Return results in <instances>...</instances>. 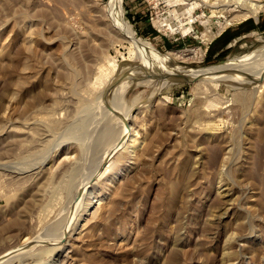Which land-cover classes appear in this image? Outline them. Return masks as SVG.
<instances>
[{
	"label": "rangeland",
	"instance_id": "374dc122",
	"mask_svg": "<svg viewBox=\"0 0 264 264\" xmlns=\"http://www.w3.org/2000/svg\"><path fill=\"white\" fill-rule=\"evenodd\" d=\"M107 3L0 0V254L47 240L3 264H264V74L179 70L263 65L264 0H121L156 72Z\"/></svg>",
	"mask_w": 264,
	"mask_h": 264
},
{
	"label": "bare ground",
	"instance_id": "6f19581e",
	"mask_svg": "<svg viewBox=\"0 0 264 264\" xmlns=\"http://www.w3.org/2000/svg\"><path fill=\"white\" fill-rule=\"evenodd\" d=\"M107 7H108V11H110L111 13H112V16H113V18L115 19V21H116V23H117V28L116 29H118L119 30V32H121V34L124 36V38L125 39H127L129 42H130V46L132 47V49L135 51V53H136V57L140 60V68L138 69V70H140V71H149V72H151V71H155L153 68H154V66H155V64L156 63H158V62H160V61H162V59H163V56H162V54L161 53H159L155 48H154V46L150 43V42H148V41H146V40H144V39H142V38H140V37H138L137 35H136V33H135V31H134V29H133V27L130 25V23H128L126 20H125V18H124V14H123V9H122V5H121V0H108V3H107ZM257 7V6H256ZM253 9V8H252ZM251 12V11H250ZM247 13V12H246ZM247 15V14H246ZM249 15H252V12H251V14H249ZM248 15V16H249ZM112 16H110L111 18H112ZM247 16V17H248ZM242 17H244V15L242 16ZM246 17V16H245ZM113 21V25H114V20H112ZM115 23V24H116ZM160 26H165L166 28H167V30H169V31H173V28H172V26H171V24H169V23H166L165 22V24L163 23V22H161V23H158ZM158 25V26H159ZM159 26V27H160ZM161 28V27H160ZM117 32V31H116ZM123 38V37H122ZM187 52H190V53H193L194 52V50H186ZM178 53H181V51H178V52H176L175 54H178ZM184 53V52H183ZM183 55V54H182ZM261 55V54H260ZM250 56V55H249ZM256 56V54H254V55H252L251 57H255ZM251 57L249 58H247L246 56H245V54L244 53H240V54H237V55H234V56H232L231 58H229V61H226V62H222V63H219V64H217V65H214V66H210V67H206V68H201V69H185V68H181V69H179L180 70V73L181 74H183V75H190L191 74V78L192 77H194L192 80H195L196 78H198V76H200V77H204V78H206L205 77V75H210L212 78H214L215 80H220L219 78H218V75H221L222 73H224V72H226L227 74H233L234 76H236V77H234L233 79H234V81H232L233 83L232 84H237V85H243V83L246 81L245 80V78L244 77H250V78H252V79H256L257 80V78H260V77H262L263 76V74H264V64L262 65V63H261V61H260V57L259 58H254V59H258V62L256 63V64H254L253 63V65H252V63H251V60L253 59H251ZM257 57H258V55H257ZM261 57H263V56H261ZM241 59H243V60H246V62L245 63H243V65L242 66H247L248 65V67H250L249 65H252L254 68H255V66L258 68L259 67V65H260V63H261V65L262 66H260V67H263V68H261L260 69V67H259V69L261 70H258V71H260V72H253V71H251V69L253 68V67H251L250 68V70H247V69H249V68H241V69H236V70H234L232 67L234 66V64L233 63H235V62H237L236 64H237V66H238V61H241ZM251 59V60H250ZM165 60V59H164ZM167 60V59H166ZM250 61V62H249ZM253 61V60H252ZM257 61V60H256ZM164 62V61H163ZM264 62V61H263ZM162 64V63H161ZM235 64V65H236ZM154 65V66H153ZM159 65H160V63H159ZM240 64H239V66L238 67H240L241 66ZM255 65V66H254ZM258 65V66H257ZM178 66V65H177ZM241 66V67H242ZM153 67V68H152ZM160 67V66H159ZM158 70H160V69H158ZM156 72V71H155ZM73 73H76V72H73ZM158 73V72H157ZM161 73V72H160ZM163 73V72H162ZM202 73H205V74H202ZM247 73H250V75H246ZM252 73V74H251ZM218 74V75H217ZM226 74V75H227ZM225 75V74H224ZM228 78H229V75H228ZM249 78V79H250ZM187 79V78H186ZM200 79V78H199ZM232 78H231V80H233ZM247 79V78H246ZM152 80H154V79H152ZM160 80V79H159ZM176 80V79H175ZM223 81L224 80H226V79H222ZM241 80V81H240ZM184 81V80H183ZM259 81V80H258ZM174 82V81H173ZM225 82H227V81H225ZM240 82H243V83H240ZM171 83V82H170ZM170 83H168V84H170ZM229 83V82H228ZM230 83H231V81H230ZM246 84V83H245ZM244 84V85H245ZM19 85V84H18ZM247 85H249V83L247 84ZM250 85H251V83H250ZM236 87V86H235ZM245 98V97H244ZM243 101H244V99H243ZM244 103V102H243ZM114 108V110H117V111H115V113L117 112V113H119L120 111H118L119 110V107L118 106H116L115 105V107H113ZM114 114V113H113ZM127 117V116H126ZM126 117L124 116L123 117V119H122V122L123 123H125L126 121H127V119H126ZM118 118H120V117H118ZM121 121V120H120ZM122 124V123H121ZM124 125L122 124V127H123ZM132 128V127H131ZM135 130H133V129H126L125 128V130H124V134L122 135V139L120 140V143L117 145V147H119L120 149H123L124 150V153L127 155L128 153H130V152H134L135 151V149L139 146V144H140V142H139V140H137L134 136H135ZM137 135V134H136ZM139 135V134H138ZM128 142H130V143H128ZM117 147H115L113 150H112V152L117 148ZM229 147V146H228ZM131 150V151H130ZM227 151H229L228 149H226ZM109 151H111V150H109ZM108 151V152H109ZM112 152H110L111 154H112ZM230 152V151H229ZM107 153V152H106ZM231 153V152H230ZM108 154V153H107ZM112 156V155H111ZM106 157H107V155H106ZM108 158V157H107ZM106 158V159H107ZM104 160H105V158H104ZM110 160V159H109ZM135 160V159H134ZM133 160V161H134ZM108 161V160H107ZM101 162H103V161H101ZM109 162V161H108ZM108 162H107V164H108ZM130 162V161H129ZM101 164H103V163H101ZM103 165H105V164H103ZM232 165V164H231ZM223 167V166H222ZM221 167V168H222ZM231 167V166H230ZM98 169V168H97ZM93 170V169H92ZM104 170H106V169H104ZM230 170V169H229ZM222 171H223V169H222ZM15 172V171H14ZM97 172V171H96ZM91 173V172H90ZM116 175H118V173L117 172H112L107 178H106V181L109 183V181L111 182L112 180H114L115 178H116ZM85 178V177H84ZM105 182V181H104ZM232 183V182H231ZM84 185V184H83ZM81 186V185H80ZM107 186V185H106ZM111 186V185H110ZM78 187V186H77ZM84 186H82L81 187V189L83 188ZM112 187V186H111ZM104 188V187H103ZM86 189V188H85ZM84 189V190H85ZM107 191H109L108 190V188H106L105 187V190H104V194H106L107 193ZM117 191V190H116ZM98 192V191H97ZM112 192V191H111ZM81 193H83V192H81ZM114 193V192H113ZM230 193V192H229ZM84 194H86V193H84ZM104 194L102 193V194H98V196H96L95 198H96V200H91V202H89V204H88V208H87V210H91V211H89L90 213H93L94 212V210H92V209H94L95 207V205L96 204H100V202H101V200H102V198L104 197ZM108 194V193H107ZM113 195V194H112ZM111 195V196H112ZM117 195V194H116ZM119 195V194H118ZM83 196V195H82ZM95 196V195H94ZM75 197V196H74ZM78 197V196H77ZM116 198H117V196H115ZM82 198V197H81ZM107 200V199H106ZM114 201V200H113ZM112 202V201H111ZM82 203V202H81ZM107 203H109V202H107ZM73 204H74V202H73ZM79 204V203H78ZM103 204V203H102ZM81 207V206H80ZM106 207H107V204H106ZM113 207V206H112ZM104 208V207H103ZM96 209V208H95ZM101 209H102V207H101ZM74 210V209H73ZM99 210V209H98ZM103 210V209H102ZM248 210V209H247ZM100 211V210H99ZM96 212V211H95ZM95 212H94V214H95ZM105 212H106V210H105ZM109 212V211H108ZM88 214V215H91V214ZM103 213V212H102ZM101 213V214H102ZM226 213V212H225ZM77 214V213H76ZM104 214V213H103ZM102 214V215H103ZM99 217V216H98ZM100 217H102L101 215H100ZM89 218V217H88ZM85 220H87V219H85ZM69 222V221H68ZM68 225V224H67ZM247 227V226H246ZM65 231V230H64ZM60 236V235H59ZM122 236V235H121ZM41 237H43V236H41ZM241 237V236H240ZM39 238V237H38ZM44 238V237H43ZM60 238V237H59ZM80 238V237H79ZM23 240V241H22ZM21 241H22V243L17 247V248H14V249H10V250H8V251H6V252H3V253H1L0 254V260L2 259L3 260V262H0V263H4V259L5 260H7V261H9V260H11L10 259V257H11V255L13 256V255H17V254H20L19 256H21V253L23 254V253H25V252H27V251H25V250H19L20 248H22V247H25L27 244H32V246L30 247V248H28V249H32L33 248V246L35 245V244H37V243H41V244H43L44 242H46L47 240L45 239L44 241H41V239H36V237H35V239H31V238H28V237H25V238H23ZM57 240V239H56ZM60 242V241H59ZM69 242V241H68ZM246 244V243H245ZM38 246H40V245H38ZM38 246H36V248H38ZM244 247V246H243ZM17 250V252H15ZM247 250V249H246ZM14 252V253H13ZM225 254V253H224ZM9 259H8V258ZM17 257V256H16ZM67 257V256H66ZM7 263V262H6ZM230 263V262H229Z\"/></svg>",
	"mask_w": 264,
	"mask_h": 264
},
{
	"label": "water",
	"instance_id": "95a60500",
	"mask_svg": "<svg viewBox=\"0 0 264 264\" xmlns=\"http://www.w3.org/2000/svg\"><path fill=\"white\" fill-rule=\"evenodd\" d=\"M182 79H183V78H182ZM182 79H181V80H182Z\"/></svg>",
	"mask_w": 264,
	"mask_h": 264
}]
</instances>
